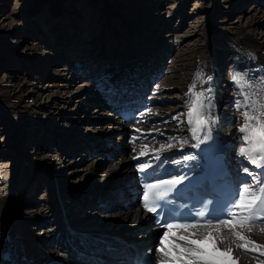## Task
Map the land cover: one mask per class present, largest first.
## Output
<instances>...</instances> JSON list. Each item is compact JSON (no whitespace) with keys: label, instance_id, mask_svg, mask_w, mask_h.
<instances>
[{"label":"rangeland","instance_id":"obj_1","mask_svg":"<svg viewBox=\"0 0 264 264\" xmlns=\"http://www.w3.org/2000/svg\"><path fill=\"white\" fill-rule=\"evenodd\" d=\"M254 4L257 10H249ZM236 26L261 44L258 57L264 62V0H0V264L13 253L5 235L11 215L25 237L36 241L54 234L61 218L86 229L89 210L105 222L112 213L108 202L94 205L109 193L113 181L103 184L100 176L115 166V156L144 142L155 157L188 146L185 93L201 64L204 68L212 61L208 76L217 74L214 86L221 98L213 111L218 125L237 131L242 109L235 101L243 99L244 89L231 76L240 72L253 83L264 81V65L219 41ZM33 40L37 49L28 54L27 43ZM119 72H125L120 79ZM115 77L117 92L109 88ZM133 81L139 87L148 83L136 111L139 118H119L117 124L126 129L111 131L116 107L107 102L126 98L123 91L132 89ZM195 83L203 88L201 79ZM140 128L154 132L149 140L140 139ZM231 145L235 149L242 143ZM92 165L95 183L84 194L88 189L80 188L89 186L83 184ZM115 181L122 188V180ZM79 189V197H68ZM60 194L67 200L64 215L51 221L58 213L53 197ZM100 230L94 228L93 236ZM139 234L149 240L147 233ZM50 249L56 247L42 252Z\"/></svg>","mask_w":264,"mask_h":264},{"label":"bare ground","instance_id":"obj_2","mask_svg":"<svg viewBox=\"0 0 264 264\" xmlns=\"http://www.w3.org/2000/svg\"><path fill=\"white\" fill-rule=\"evenodd\" d=\"M256 6L258 5L254 4L252 8H249V10L256 9ZM209 9L215 11V7L212 5H210ZM241 16L242 15H239L238 18L240 19ZM207 20V23L212 26L211 15H209ZM232 30L226 34V37L220 34L221 38L219 37V41L231 43L232 50H237L238 52L243 53H238L239 56H250V59L255 58L256 63L258 62L259 64L264 65V62L258 57V50L261 47V44L254 41L250 35L246 34L245 28L241 26H236ZM155 37L157 38L158 36ZM27 45H29V49L26 48V52H28V54H32L36 51L37 45L34 43V40L28 42ZM249 47H252L253 49H250ZM138 51L139 50H137V52ZM137 52H135V54L131 53V57H134ZM219 53L220 52L218 48L217 54ZM219 58V56L218 58L215 57L214 60L217 61V59ZM203 65L204 64H201V70L199 71L202 74L201 80L203 82V88L197 86L194 89V93L205 91L206 95L210 98V100L211 97L213 98L214 103L209 101V107L205 109V112L208 115L209 121H211L212 117L215 118V123L209 122V124H206L203 127H198L197 132L195 134V138H193V133L189 129L190 127H197L195 124L194 114L193 124L190 127L188 124L187 128V130H189L192 135V142L188 146H181L175 149L174 151L169 152L167 155L162 154L159 156L158 159L157 157H155L157 154L154 152L155 150L153 149L152 151V148L149 147L146 142H144L143 144H138L137 146H131V148L133 147L131 152L127 153L123 157L115 156L119 158V160L115 162V166H112L111 168L107 169L105 171L104 177L100 176L101 180L105 182L103 184L108 185L111 181H113L112 186L109 187V193L107 194V196L103 200L99 199L94 205L97 206L98 204H104L108 202L106 204V207L112 210V213L111 217L105 222L96 221V218H93L95 215L93 213L94 211L92 212V210H89L87 213L84 214V216H87V220L86 222H84L85 225H83V227L86 229L81 230L79 226H72L66 221H64L62 218L60 219V216L64 215L63 212L62 214H60V212L67 205V200H63L65 196L62 194L53 197V202H55V206L57 207L58 215L56 214L54 217L50 216V218L51 221H57V219L60 220L57 223L56 227L53 229L54 234L50 235L47 239H41V241H36L34 238H26L23 234L24 232L15 226L16 217L14 216V214L11 215L10 220H8L6 224L7 228H5V235L8 234L6 241L10 244L13 253L10 252V255L7 257L9 259L5 260V264H98L96 258H100V261L103 260V264H129V254L132 251V247L134 246L150 250L153 253L152 255H154L156 259L160 261L161 254L156 251L157 247L159 246L160 236L155 235L158 233V230L156 229L153 223L151 224L152 219L141 207L140 198L142 195H140L139 192V185L137 181L136 172L139 171V165L141 164L149 165V169L146 168L148 169V172L152 171L155 175L159 176L160 178L175 176L176 174L183 172L186 167L193 166L197 163L198 160H200L199 151L203 145V142L205 141L204 136L208 133L209 130H214V132H216L220 136L227 161L231 165L236 177L238 179L241 178L243 180L242 186L247 184L249 187H251L253 177L248 176L243 171L242 165H248L249 170L253 173H258L259 169L253 167L251 164H248L247 161L244 160L238 154L239 148L234 149L233 147H231V144L237 141L241 142L242 146L244 145L243 140L240 139L242 134H240L238 131L231 130L230 128L224 130L218 125V115L216 111H213L219 99L221 98V93L219 89L214 86L215 80L217 79V74L211 79V81H208V73L213 71L211 69L213 67L212 61H210L208 65H205L204 68ZM202 69L207 70L203 72ZM124 73L125 72H119L116 77L120 79L124 76ZM93 74L95 75V73ZM93 74H90V77ZM116 77L115 79H117ZM118 79L114 82V85L109 86L111 91L117 92L118 90H120L117 85ZM145 84L146 82L143 83V87H139L133 81L132 89L130 88L129 90L126 89L123 91L127 95L126 98H124V96H119L116 102H107V105L109 103L111 106L116 107V110L113 114L114 118L110 120V123L108 125L111 131L126 129V126H122L121 128L120 125L117 124L119 118H128L131 115L132 119L139 118V115L136 111L143 106L142 103L144 102V97L142 96V93H144L145 89L148 88V83L146 85ZM209 88L212 89L211 92H207V89ZM130 93L134 96H142V99L138 98L137 100H133L134 96H131V98L127 100V98L130 97ZM186 108L188 110V104H186ZM142 123L144 122L142 121ZM133 125L135 126V124ZM141 125L144 124H140L139 126ZM140 130L143 131H139L140 139H144L145 141L151 138V133H154L147 131V129L145 130L140 128ZM121 136L122 135H120V137ZM20 143L21 142L17 140L16 145H20ZM228 145H230L229 148ZM12 148L14 149V146ZM142 152L145 154L141 155ZM186 155L192 156L193 159L185 161L183 157ZM93 169V165L92 167L90 166V175L87 174L90 180H88L87 183L83 184L89 186L80 188L82 191L88 189L87 192L84 194H89L92 192V190L89 188L92 186L93 183H95V181H93L92 179L97 175V173ZM118 177L123 182L122 188L119 187L118 183H116L115 181L116 178L117 180H119ZM246 179L248 180V182H246ZM81 190L79 193H77V191H71V193H74L73 195H70L68 197H79L80 194H83ZM125 199L128 200L127 203H124ZM5 220L6 219H4L3 221ZM97 226H100L102 230L98 231L97 235L95 234L94 237V228H96ZM216 227L212 226L211 229L206 226L197 227L196 229H193V231L198 232L200 236L206 234L209 230H212L215 234ZM219 228L220 235L227 237V239L224 240L223 243H219L218 246L222 249H227L230 247L232 249L231 254L233 258L236 259V264H264V255L260 254V251L264 250V247H262L261 250L257 251H253L251 245H249L247 249L241 248L240 245L243 244L244 241L238 240L234 236L233 230L231 228L225 227L224 225H219ZM138 231L144 234L147 233L145 237H149V240L145 239L144 236L140 234L136 235ZM235 231L240 232L242 235L246 236L249 240L254 241L256 244L264 246V225L245 224L243 227L237 225ZM180 234L187 235V233H185L183 230H180ZM105 237H107L108 239H104L103 241V238ZM29 242H31L32 245H35L36 249H31V245H29ZM74 242H76V244ZM85 246L87 248H85ZM51 247H56V249H50L45 253L42 252L44 249Z\"/></svg>","mask_w":264,"mask_h":264},{"label":"snow or ice","instance_id":"obj_3","mask_svg":"<svg viewBox=\"0 0 264 264\" xmlns=\"http://www.w3.org/2000/svg\"><path fill=\"white\" fill-rule=\"evenodd\" d=\"M201 79V73H197L194 82L188 87L185 93L188 99L186 103L189 105L187 118L188 124H193V116L195 114V124L197 127H190L193 133V138L197 132L198 127H203L206 124L215 123V118L212 117L209 121L205 109L209 107L210 98L206 95L205 91L195 92L197 87L195 81ZM211 81L212 77L207 78ZM234 84L244 89L241 92L243 99H237L235 106L240 111L241 124L237 129L242 134L240 139L243 140L244 145L239 148L238 154L257 169L262 171L253 173L248 167H244L243 171L253 177L251 187L245 184L242 187H237L236 192L238 198L233 196L234 203L230 201L231 210L229 211V219L219 220L215 229V234L209 230L206 234H200L193 229L198 225L196 223H182L166 225V231L163 232L159 238V246L156 251L161 254V260L157 264H236V259L232 256V249H222L218 246L223 243L227 237L220 235L219 225L231 228L234 236L244 241L240 245L241 248L247 249L249 245L252 246L253 251L261 250L262 247L254 241L249 240L240 232L235 231L237 225L243 227L247 223H256L260 221L264 223V81L253 83L245 74L235 72L231 76ZM212 89H207L211 92ZM175 119V117H173ZM204 139H208L205 135ZM173 147L172 143L167 145V149ZM165 145H161L164 149ZM145 153H141L144 155ZM159 157H157L158 159ZM185 161L193 159L192 156H184ZM149 165H139V170L143 172ZM183 177L173 179H156L154 183L145 184V191L143 194L144 207L149 212H156L157 206H163L169 193L181 184ZM259 205V207H258ZM203 217V213H200ZM195 219V218H192ZM209 229L212 228V221H208L205 225ZM183 230L187 235L180 234ZM264 255V250L260 251Z\"/></svg>","mask_w":264,"mask_h":264},{"label":"water","instance_id":"obj_4","mask_svg":"<svg viewBox=\"0 0 264 264\" xmlns=\"http://www.w3.org/2000/svg\"><path fill=\"white\" fill-rule=\"evenodd\" d=\"M157 232H158V233H157V234H155L156 236L160 234L159 230H158Z\"/></svg>","mask_w":264,"mask_h":264}]
</instances>
